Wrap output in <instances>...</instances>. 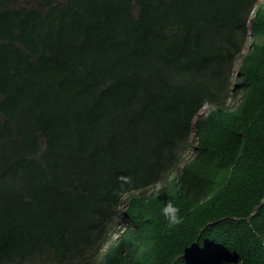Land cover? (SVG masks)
I'll use <instances>...</instances> for the list:
<instances>
[{
    "label": "trees",
    "instance_id": "16d2710c",
    "mask_svg": "<svg viewBox=\"0 0 264 264\" xmlns=\"http://www.w3.org/2000/svg\"><path fill=\"white\" fill-rule=\"evenodd\" d=\"M254 2L0 0V264H264L263 12L226 106ZM120 175L166 188L129 220Z\"/></svg>",
    "mask_w": 264,
    "mask_h": 264
},
{
    "label": "clouds",
    "instance_id": "9594fccd",
    "mask_svg": "<svg viewBox=\"0 0 264 264\" xmlns=\"http://www.w3.org/2000/svg\"><path fill=\"white\" fill-rule=\"evenodd\" d=\"M264 13V4L260 3V0H255L254 4L249 9L248 14L245 16V28L246 34H244V39L241 43V48L237 52L233 62L231 63L229 75H230V93L229 97L226 101V106L231 110L234 111L240 104L243 98V91L239 90V81L241 79V68L243 66L245 58L250 54V51L254 48L255 43L261 44L263 42V39L256 38L254 36V27L258 22L259 13ZM251 41V45L247 48L246 44ZM235 78V80H234ZM240 97V99H238ZM214 110V108L211 105L204 106L200 112L196 115L193 122V127L191 130L190 138L187 141L185 145V150L183 152V156L179 162V164L172 170L170 176L168 177L167 181L171 183L173 186V183L175 186H179L181 184V178L183 176V172L185 169V166L194 158V155L196 154V146L198 142L197 140V128H196V122L201 118H206L210 115V113ZM193 133H195V136L192 137ZM191 146L193 148L191 153H188V146ZM187 152V153H186ZM118 181H120V188L121 190L118 191L116 194L120 196L119 201L117 203V212L125 215L129 220H131V208L132 203L135 199L141 198L143 196L149 197L156 192L161 191L162 189L166 188L164 187L166 182H152L147 186L136 188L130 192H127L124 190V187L126 184L132 183V177L120 175L117 177ZM162 208V215L164 219L167 222L168 227H173L176 225H179L183 222V218L180 215V209L177 207L171 200H168L163 203ZM130 212V213H129ZM121 233L124 232L125 228L120 226ZM121 233H117V237L121 235Z\"/></svg>",
    "mask_w": 264,
    "mask_h": 264
},
{
    "label": "rangeland",
    "instance_id": "374dc122",
    "mask_svg": "<svg viewBox=\"0 0 264 264\" xmlns=\"http://www.w3.org/2000/svg\"><path fill=\"white\" fill-rule=\"evenodd\" d=\"M38 1H40V0H29V2L34 3V5L37 4ZM57 1L62 2V1H64V0H57ZM260 3H261V4H264V0H260ZM251 41H252V40H249V42L246 44V45H247V46H246L247 48L251 45ZM234 80H235V78H234ZM238 99H240V97H239ZM194 136H195V133H193L192 137H194ZM192 150H193V148L189 145V146H188V151H187V152H188V153H191ZM187 152H186V153H187Z\"/></svg>",
    "mask_w": 264,
    "mask_h": 264
}]
</instances>
